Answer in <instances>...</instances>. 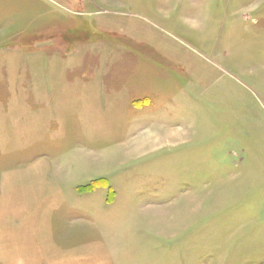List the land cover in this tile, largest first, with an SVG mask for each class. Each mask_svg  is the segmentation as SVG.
<instances>
[{"label":"rangeland","instance_id":"rangeland-1","mask_svg":"<svg viewBox=\"0 0 264 264\" xmlns=\"http://www.w3.org/2000/svg\"><path fill=\"white\" fill-rule=\"evenodd\" d=\"M262 12L0 0V264L252 261Z\"/></svg>","mask_w":264,"mask_h":264},{"label":"crops","instance_id":"crops-1","mask_svg":"<svg viewBox=\"0 0 264 264\" xmlns=\"http://www.w3.org/2000/svg\"><path fill=\"white\" fill-rule=\"evenodd\" d=\"M173 3H194L197 10L202 12H218L220 14L230 13L235 16H240L245 21H249L251 14L259 10L264 4V0H171ZM176 8V7H174ZM184 13V11H181ZM263 18H264V12ZM237 177H239L237 175ZM243 183L240 181L237 183L236 198L235 201L239 206L238 201L243 196L245 191ZM249 189V187H248ZM249 192V191H248ZM240 196V198H239ZM237 219L239 220L242 213L246 212L248 220L252 222V230L248 231V238L253 244L251 250L252 261L248 264H254L255 259L264 258V190L262 192L253 193L251 195L250 202L247 203L246 207H241V210H236ZM241 212V214H240ZM249 224V223H248ZM264 264V263H263Z\"/></svg>","mask_w":264,"mask_h":264}]
</instances>
